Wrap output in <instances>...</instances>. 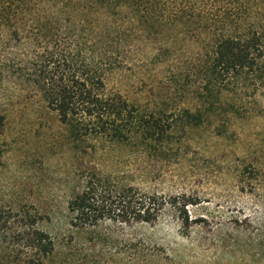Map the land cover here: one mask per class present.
<instances>
[{"label":"trees","instance_id":"1","mask_svg":"<svg viewBox=\"0 0 264 264\" xmlns=\"http://www.w3.org/2000/svg\"><path fill=\"white\" fill-rule=\"evenodd\" d=\"M145 45L153 47L151 61L173 65L166 80L193 96L167 128L105 81ZM0 67L59 115L77 162L68 242L35 226L9 228L0 209V264H74L93 250L104 224H151L168 205L185 228L201 223L188 208L202 203L197 197L118 183L96 158L117 146L147 154L170 145L179 128L213 123L226 106L237 112L250 89L264 93V0H0ZM232 96L239 100L229 104ZM4 124L0 115V132ZM107 236L108 245L118 243L114 232ZM139 255L133 249L131 259Z\"/></svg>","mask_w":264,"mask_h":264},{"label":"rangeland","instance_id":"2","mask_svg":"<svg viewBox=\"0 0 264 264\" xmlns=\"http://www.w3.org/2000/svg\"><path fill=\"white\" fill-rule=\"evenodd\" d=\"M152 50L142 46L129 66L109 72L105 81L110 91L156 112L167 128L193 96L180 82L166 80L173 65L151 61ZM233 99L239 100L232 96L229 104ZM239 106L235 113L226 106L213 123L179 128L170 145L147 154L132 145L98 155L96 162L118 183L197 197L202 203L188 208L202 221L185 228L168 205L151 224H104L93 250L74 264H264V93L250 89ZM0 115V209L7 226H35L68 242L67 202L77 167L68 127L1 67ZM109 232L119 238L114 246L104 239ZM133 249L140 253L135 261Z\"/></svg>","mask_w":264,"mask_h":264}]
</instances>
